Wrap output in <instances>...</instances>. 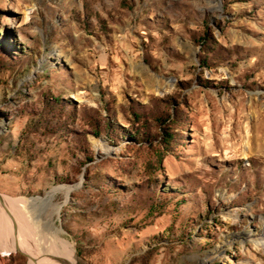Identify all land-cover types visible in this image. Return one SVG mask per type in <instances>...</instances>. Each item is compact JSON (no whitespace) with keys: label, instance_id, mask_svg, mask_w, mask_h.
<instances>
[{"label":"rangeland","instance_id":"1","mask_svg":"<svg viewBox=\"0 0 264 264\" xmlns=\"http://www.w3.org/2000/svg\"><path fill=\"white\" fill-rule=\"evenodd\" d=\"M0 194L73 264H264V0H0Z\"/></svg>","mask_w":264,"mask_h":264},{"label":"bare ground","instance_id":"2","mask_svg":"<svg viewBox=\"0 0 264 264\" xmlns=\"http://www.w3.org/2000/svg\"><path fill=\"white\" fill-rule=\"evenodd\" d=\"M33 206V203L23 198L15 199L0 194V230L4 224L11 228L10 239L3 241L4 246L8 248L9 244V247L22 250L32 264H73L72 244L59 234L60 243L51 241V235H57V230L47 223L40 229L36 224ZM1 234L0 231V237ZM33 240L38 242L40 250L35 248L36 245L32 246L33 242L29 245Z\"/></svg>","mask_w":264,"mask_h":264}]
</instances>
